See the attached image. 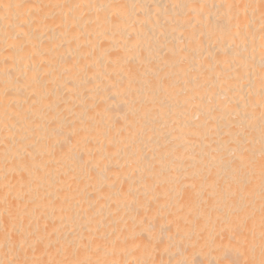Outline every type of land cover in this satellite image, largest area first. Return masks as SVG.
Segmentation results:
<instances>
[{
	"label": "bare ground",
	"instance_id": "bare-ground-1",
	"mask_svg": "<svg viewBox=\"0 0 264 264\" xmlns=\"http://www.w3.org/2000/svg\"><path fill=\"white\" fill-rule=\"evenodd\" d=\"M0 264H264V0H0Z\"/></svg>",
	"mask_w": 264,
	"mask_h": 264
}]
</instances>
